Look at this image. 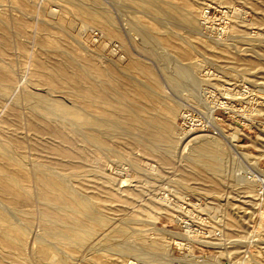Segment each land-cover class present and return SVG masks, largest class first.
<instances>
[{
    "label": "rangeland",
    "instance_id": "374dc122",
    "mask_svg": "<svg viewBox=\"0 0 264 264\" xmlns=\"http://www.w3.org/2000/svg\"><path fill=\"white\" fill-rule=\"evenodd\" d=\"M261 1L234 0L219 3V0H0V28L4 26L9 34V41L0 43V63L6 66L7 71L9 69L8 75L12 82L9 94H0V140L11 151L18 153L12 151L16 157L19 156L18 159H23L21 162L27 172L18 178L30 196L33 195L29 203L21 196L15 207L11 208L6 200L7 193L3 191L0 193V209L9 219L12 218L11 221H17L15 224L27 233L23 237V247L20 250L23 261L36 264L34 252L39 241H43L54 244L55 255L51 257V262L60 258L66 264H116L117 261L121 264H129V261L134 264H264V180L252 182L249 191H246L241 188L244 184L239 177L244 172L254 174L250 161H257L253 166L264 170V153L261 151L264 149V112L258 110L264 109V99L259 95H252L239 101L235 105V112L220 109L213 114L202 99L204 89L222 90L223 86L242 84L251 89L254 86L250 77L252 72H258L255 82L261 83L264 89V74L260 72V67L264 66V16L262 19ZM207 7L231 9V26L225 37L216 39L200 31L199 17ZM89 11L106 15L113 27L109 25L108 30L99 27L89 19ZM189 13L193 16L192 24L184 21ZM15 20L24 25L21 30H17L13 24ZM82 23L87 24L83 30L80 29ZM94 31L99 34L97 42L91 37ZM140 31H146L151 39L144 42L140 39ZM200 32L203 34L201 38ZM43 40L54 42L55 48L64 50L82 62L83 66L79 71L83 77L86 69L93 66L109 70L113 78L87 73L108 91L113 88L119 91L110 95L103 94L99 98L100 107L97 111L103 117H110L111 110L119 111L120 116L117 117L122 126L104 130L105 135L98 134L104 138L103 142L95 144L98 147H93L95 156L87 155L84 163L73 164L67 170L55 173L59 180H69L67 186L75 189L73 195L78 198L85 196L87 202L84 200V203L89 205V209L95 208L96 214L105 213L102 215L106 217L105 224L95 226L92 237L82 247L46 237L39 217V204L35 200L32 166L37 162L36 166L43 169V159L32 145L31 138L37 134L29 118L34 112L33 102L25 99L24 91L32 85L28 90L54 98L58 89L55 100L68 107H72V102L75 101L79 104L81 100L78 95L66 94L61 88L53 91L48 88L50 80L46 71H39L35 64L45 48ZM113 44L117 46L115 50L111 48ZM130 59L138 62L137 68L127 67ZM245 59L253 61L250 66L243 65ZM191 61L195 62L192 64ZM141 66H148L152 70L158 86L139 70ZM182 66L183 69L190 67L191 77L180 75L179 69ZM131 84L135 90L145 91L147 94L151 92L148 87L156 91L155 94L151 92L155 99L148 98L145 104L154 105L158 115L162 113L163 106L169 103L178 101L182 104L177 110L174 123L161 129V133L159 131L156 134L157 137L167 133L174 139L181 132L179 117L185 108H198L205 119L213 121L212 125L216 128L193 131V136L203 135L208 140L216 139L225 150L221 161L222 186L219 185L217 194L210 188L207 189V185H214L218 180L196 176L199 165L189 159L194 147L192 140L185 141L180 151L165 147L171 151L168 154L164 147L158 149L155 146L156 150L150 142L141 140L136 143L132 138L140 134V130L128 124L131 121L137 123V120H132L131 111L137 112L143 118H147L149 114L139 108L141 101L132 94ZM144 84L148 86L145 88ZM47 89L54 95L48 93ZM11 113L13 118H10ZM34 116L43 125L63 131L64 136L72 137V150L79 151L81 143L87 144L69 123L50 120V116L44 115L42 110L39 114L34 113ZM125 121H128L127 124ZM124 128L127 130H123ZM222 135L229 137L226 139ZM229 140H235L239 150L247 153L248 157L232 153ZM147 162L157 165L161 172L154 174L156 172H153ZM60 173H63L62 176ZM122 181L126 183L124 186H121ZM235 188L236 191H233ZM170 197L175 200L174 204L168 202ZM160 198L178 207L182 206L178 201L185 200L189 202L188 209L176 211L173 208L157 212L154 208L159 207L162 201ZM5 203L8 207L3 205ZM150 205H153V209ZM126 212L130 213V218L123 216ZM231 224L233 227H230ZM118 230H123L124 233L116 235ZM187 230H191L190 235ZM172 233L180 235V238ZM155 239H160L164 245L160 255L141 247ZM126 245L134 246L135 250L125 252L126 255L116 252L115 249ZM3 259L0 258V264H9Z\"/></svg>",
    "mask_w": 264,
    "mask_h": 264
},
{
    "label": "bare ground",
    "instance_id": "6f19581e",
    "mask_svg": "<svg viewBox=\"0 0 264 264\" xmlns=\"http://www.w3.org/2000/svg\"><path fill=\"white\" fill-rule=\"evenodd\" d=\"M230 1H234V0H219V3H229ZM261 2H262L261 12L263 13L261 18L263 19V16H264V0H262ZM88 13L90 15L89 19H91L93 22H95L99 27H102L103 29H107V30L109 29V25H111V24H110L106 15H104L102 13L95 12V11H89ZM192 17L193 16L191 15V13H189L188 15H186L184 17V21L189 23V24H192V22H193ZM194 21H196V20H194ZM13 24H15V27L17 28V30H21L22 27L24 26V25L22 26V23L17 21V20H15ZM69 26H70V23L67 24V27H69ZM85 26H87V24L82 23V26L80 27V29L83 30L84 29L83 27H85ZM111 26L113 27V25H111ZM7 30H8V26H7ZM199 34H200V36H199L200 38H201V36L203 37V34H201V32ZM82 35H83V33H82ZM139 35L141 37L140 39H142L144 42L151 39V35L148 34L146 31H140ZM20 38H21V36H20ZM56 39H57V37H56ZM58 39H60V38H58ZM8 41H9V34L6 31V28L4 26H2L0 28V43L4 44V43H7ZM59 41L60 40H58V43H59ZM61 41H63V40H61ZM53 43L54 42L49 41V40H43L42 41V44L45 48L43 47L44 49L40 53L39 58L36 59L35 64H36L37 68L40 69V70L38 69L39 71H41V72L46 71V74L48 75L47 77L50 80V86L48 88L52 89V91L57 89V88H61V90L64 93L65 92H66V94L67 93H74V94L78 95L81 98V100H80L79 104L75 101V102H72V107H68L66 105L59 104V102L57 100H55V96L58 93V89L56 90V92H57V93H55L56 95L54 96V98L52 97L53 98L52 99V98H50L51 96L50 97H48V95L43 96V95H40L34 91L28 90V88L30 89L32 86V85L31 86L28 85L30 87H28L27 90L24 91V97L26 100L33 102L32 107H33L34 112H32L33 114H31L29 118H30V121L32 122L33 128L35 129V131L37 133L33 137V139L31 138V140H33L32 145H33V148L41 155V157L43 159V163H41L43 166V169L37 167L36 166L37 162H36V164L34 165L36 167L32 166L33 172L31 175H32V179H33L34 186L36 189L35 200L37 199L38 204H39V210H40L39 211L40 212L39 217H40V221L42 223L41 225H43L42 229H44L45 236L48 238H51V239H55L57 242H63V243L68 244V245H72V246H76V247H82L92 237L93 232L95 231L94 227L95 226H101L104 223L106 217H104L102 215H104L105 213L102 214L103 213L102 212L101 215L96 214V213H94L95 208H91V209H93V212H92L91 209H89L87 207L89 205H85V203H84V200L87 202V200L85 199V196L84 195L82 196V197H84V199H82V197H80L83 200L82 201L80 198L73 195L72 193L75 189L70 188L69 185L67 186V183L69 180L67 182L65 180L63 181V179L59 180L56 177L57 175H55V173H56V171H58V173H59L61 170H67L73 164L84 163L85 162L84 158L87 155L95 156V154L93 153V149H95V148H93V147L96 146L95 144H99V143L103 142L102 139L104 138L103 136H102L103 138H101L98 134L102 135V134H104L103 131L106 129L109 130L112 127H116V126L121 127L122 126L121 121L119 122V119L117 117V116H120L119 111L111 110V113H109L110 117H108V116L103 117L102 116L103 114L101 112L97 111L100 107L99 106L100 105L99 98L103 94L110 95L113 93H117L119 91L117 89H114V88L112 89V91H108L105 87L101 86L100 83L97 82V80H95L93 78L91 79V77L89 75V73H92L94 75L103 74L107 78H113L111 75V72L109 70H106V69L103 70V69H100L96 66H93V68H91V69H86V72H85L86 75H85V77H83L82 76L83 74L80 75V71H79V70H81V67L83 66L82 62L78 61L76 58L72 57L70 54H68L64 50H60L58 48H55ZM144 47H145V45H144ZM183 53L186 54L185 52H183ZM32 55H33V53H32ZM258 56H260V55H258ZM187 57H189V56L187 55ZM260 58H262V57L260 56ZM260 58H259V60H260ZM195 61H196V59H195ZM195 61H191V63L193 64ZM73 62L75 64H73ZM251 62H253V61L249 60V59H248V61H246V59H245V62H243V65H249V64L251 65ZM239 64H241V63H239ZM262 64H264V61H262ZM138 65H139L138 62H136L133 59H130L127 67H130L131 69L132 68L135 69L138 67ZM86 66H89V64ZM260 68H261L260 72L264 74V66H261ZM139 70L146 77H148L149 79L154 81L156 86H158V83L153 76V72L148 66H141L139 68ZM189 70H190V67H189V69H183V66H182V68L179 69V71L181 73L180 75H182L183 77H191V71H189ZM8 71H9V69H8ZM8 71L6 69V66L3 63H0V94L1 95H5L6 93H8L12 87V82H11L10 76L8 75ZM253 71H255V70H253ZM87 72H89V73H87ZM250 72H252V71L250 70ZM257 74H258V72H252V74L250 75V77H252L251 79L253 81L252 84L254 85L251 88L252 89L251 92H253L251 95H259V96L263 97V99H264V89L262 88L261 83L255 82L256 81L255 78H256ZM180 75L178 73V76H180ZM132 85L133 84H131L130 87H132ZM141 85H142V83H141ZM145 85L146 84H144L143 87ZM147 86L148 85H146L145 88ZM32 88H34V87H32ZM147 89L150 90L154 94L156 93V91H153L152 89H150V87H148ZM49 90L47 91L48 93L50 92ZM132 92H133L132 94L135 97L139 98V101H141V104H139L140 105L139 108H141L142 110H144L145 112H147L149 114V116L147 118H143V117H140L137 112L131 111L132 112V114H131L132 120H134V121L137 120V123L131 121L128 124L134 128H138L141 131V132L139 131L140 134H136V132H133L136 135L132 136V138L136 141V143L141 142V140H145V141L150 142L154 147L157 146L158 149H160V147L161 148L164 147L166 153L169 154V153H171V151L166 150L165 147H172V148L178 149L180 151L182 146H183V143L185 141L188 142V141L192 140L194 147H193V150H191L192 151L191 157H189V159L192 163L194 162L197 165H199V170H196L197 172H195L196 176H198L199 178L201 177V178H205V179L212 178V181L218 180V182H217L218 184L216 182H214V185L209 184V183L207 185V189L210 188L212 190V192L216 193L219 185L221 184L220 186H222V183H220V179L222 177L221 172H223L221 161L223 160L224 155H225V150L220 147L219 141L216 139L208 140L203 135H194L193 136V132H190V133L179 132L174 137V139H173V137H171L167 133L166 134L162 133V137H157L156 134L159 133V131L161 129L166 127V125H170V124L174 123L177 110L179 108H181L182 104L179 103L178 101H174L172 104L169 103V105L163 106V108L161 109L162 113L160 115H158L156 113V108L154 107V105H151V104L146 105L145 104L148 98L154 97V96H152L153 94H151V92H150V94H147L145 91H137L134 89V86L132 87ZM66 94H64V95H66ZM51 95H52V93H51ZM65 97H63V98H65ZM1 98L4 99L3 96ZM153 99H155V98H153ZM171 100H173V99H171ZM148 102H149V100H148ZM249 102H251V101H249ZM68 105H70V104H68ZM41 110L44 112V115L50 116L49 117L50 120L53 119L56 121L69 123L71 125L72 129L77 130L80 133V137H81L82 141L86 142L87 144L81 143V145H80L81 149L79 151L75 150L74 148H73L74 150H72V144H73V138L72 137L64 136L62 133L63 131L61 132L59 130L52 129L47 125H43L42 124L43 122L40 123L35 118L34 113L38 112V114H39V111H41ZM255 110H257V108ZM258 110L264 112L263 108H260ZM3 111H4V109H3ZM41 115H43V114H41ZM7 116H9V115H7ZM37 116H39V115H37ZM13 117H14V115L11 113L10 118H13ZM41 119H43V118H41ZM248 119H249V117H248ZM122 120H123V118H122ZM44 121H46V120L44 119ZM249 121H251V119ZM125 122L127 124L128 121H125ZM123 130H127V129L124 128ZM129 131H131V130H129ZM124 132L125 131H123V133ZM123 133H122V135H123ZM128 133L130 134L132 132H128ZM160 133H161V131H160ZM3 137H6V136L4 135ZM223 137H225L227 139L229 136L224 135ZM2 139H5V138H2ZM19 139H21V138H19ZM31 140H30V142H31ZM77 142H79V141H77ZM155 142H158V143H155ZM228 144L230 146V149L232 150V153H235L241 157H248L247 153L239 150L238 145L235 142V140H233V141L229 140ZM98 146H96V147H98ZM103 149H104V147H103ZM155 149H156V147H155ZM104 150L106 151V149H104ZM12 151L0 140V159H1V161H0V193H2L3 191H6V193H7L6 200H7L8 205L11 206V208L15 207V205L17 204V202L21 196L23 197V198L22 197L21 198L27 202L33 196V195L30 196L28 190L20 183L18 176L26 175L27 171L25 170L24 165L21 162L22 158L18 159L19 156L16 157V155H15L18 153H15V151H13L15 153L14 154ZM261 151H262V153H264V149H262ZM102 152H104V151H102ZM19 155H20V153H19ZM245 159H247V158H245ZM22 161H23V159H22ZM249 163L252 165L251 168H252V171L254 174L244 172L243 175L242 174H240L241 176L238 175L241 179V182H243V184H244L241 188L245 189L246 191H249L250 184L252 182L264 180V170H262V169L258 170L257 167L253 166V164L254 165L257 164V161H250ZM147 165L153 170V172H156L154 174H157L158 171H160V169L157 167V165L155 166V165L150 164L148 162H147ZM38 166H40V165H38ZM145 167H146V165H145ZM255 170H257V171H255ZM60 174L62 176L63 173H60ZM217 177H218V179H217ZM68 178H70V176ZM236 178H237V176L235 177V179ZM222 179H224V178H222ZM125 184L126 183H124V181H122L121 186H124ZM68 187L72 190V192ZM235 187H236V185H235ZM204 188H206V187H204ZM202 190H205V189L202 188ZM232 190L236 191V188L232 189ZM240 191H241V189H240ZM78 193L79 192H77V194ZM79 195H81V194L79 193ZM160 200H162V201H160L159 207L154 208L157 212L165 211L167 209L173 210V208H175L174 210H176V211L177 210L183 211L185 209L181 205L178 207L177 205L175 206V205L169 204L167 201H164L161 198H160ZM88 203H89V201H88ZM1 204H2V201H1ZM3 205L8 207L6 205V203ZM123 205H125V204H123ZM5 206H3V208H5ZM121 207H125V206H121ZM150 207L153 209V205L152 206L150 205ZM1 208H2V206H1ZM17 208L19 209V207H17ZM111 208H113V207H111ZM125 208H128V207H125ZM5 209H7V208H5ZM18 209H16V210H18ZM118 210H120V209H118ZM156 211L154 213H157ZM8 213H9V211H8ZM10 213L15 214L12 212H10ZM97 213H99V212H97ZM13 216H15V215H13ZM123 216H125V218L127 219V218H130L131 215L129 212H126ZM11 220H12V218L9 219L8 215H6L4 213V211L2 209H0V258L6 259L7 263H9V264H27V262H25V260L23 261V258L21 257V251H20L23 247L22 240H24L23 237L26 236L25 235L26 232L23 228H21L20 226L15 224V223H18L17 221L14 223ZM124 221H125V219H124ZM122 222H123V220H122ZM124 224H125V222H124ZM238 224H240V223L238 222ZM238 224H237V226H238ZM230 227H233V225L231 224ZM115 231H117V230H115ZM120 232L124 233L123 230H118V233L116 235H118ZM190 233H191V230L188 231L187 234L190 235ZM116 235H113V236H116ZM172 235L177 236L178 239L180 238V235H178V234L172 233ZM119 236H117V237H119ZM181 237H183V236H181ZM42 240H44V239H42ZM50 243L51 242L47 243V242L39 241V246L34 252L36 260H37L36 264H66V261H64L63 259H60V258H56L54 262H51V257L53 255H55V252H54V247H53L54 244H50ZM23 244H25V243H23ZM117 244H118V242H117ZM123 244H125V242ZM176 244H179V242H176ZM26 245L27 244H25V246ZM141 247L146 249L148 252L150 251L152 253H157V255L158 254L160 255V253L164 250V245L160 241V239H155L149 243H144L141 245ZM115 250L117 253L121 252L123 255H126L127 253L125 254V252H132L135 250V248H134V246L126 245L125 247L121 246ZM112 251H111L112 254H116V253H113ZM4 259H3V261H5ZM116 264H121V262L117 261ZM129 264H134V263H133V261H129Z\"/></svg>",
    "mask_w": 264,
    "mask_h": 264
},
{
    "label": "built area",
    "instance_id": "2783aa9c",
    "mask_svg": "<svg viewBox=\"0 0 264 264\" xmlns=\"http://www.w3.org/2000/svg\"><path fill=\"white\" fill-rule=\"evenodd\" d=\"M231 19L232 11L230 8L207 7L201 12L199 17L200 31L212 38L221 39L229 32ZM91 37L93 41L97 42L99 40L98 32H92ZM116 47L115 44L111 46L113 50H115ZM250 92V87L245 84L239 86L229 85L223 86L222 90H202V99L212 114L220 109H229L230 111L235 112V105L239 103V101L241 102L245 98L252 96ZM200 112L201 111L195 107L185 108L182 111L179 117V128L182 133L212 129V127H214L212 125L213 121L205 119ZM164 198H166L165 195ZM168 202H173L174 204L175 200L170 197L168 198ZM178 202L182 203V206L188 209L187 206L189 205V202H186L185 200H179ZM173 264H185V262Z\"/></svg>",
    "mask_w": 264,
    "mask_h": 264
}]
</instances>
